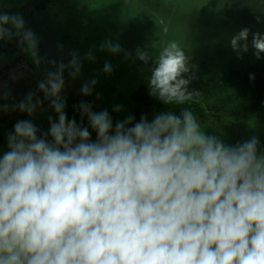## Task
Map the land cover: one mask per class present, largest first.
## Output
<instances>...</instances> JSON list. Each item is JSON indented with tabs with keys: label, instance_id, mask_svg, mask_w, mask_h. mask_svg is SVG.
<instances>
[{
	"label": "clouds",
	"instance_id": "obj_1",
	"mask_svg": "<svg viewBox=\"0 0 264 264\" xmlns=\"http://www.w3.org/2000/svg\"><path fill=\"white\" fill-rule=\"evenodd\" d=\"M156 23L166 36L168 25ZM249 35L242 28L232 37L238 56L249 51ZM14 39L39 66V42L24 18L0 13V42ZM251 48L264 57V33L252 34ZM184 49L169 40L155 54L136 51L145 64L153 60L149 94L165 105L202 95L189 88ZM101 50L122 51L111 41ZM70 55L38 83L43 100L29 92L10 109L0 106L34 117L47 100L56 114L41 135L33 119H22L7 136L9 151L0 155V264H264L259 139L226 144L207 134L188 107L114 123L107 109L93 111L82 101L78 124L65 111L64 74L75 79L83 64ZM102 71L111 74V64ZM97 83L85 82L81 94L92 96Z\"/></svg>",
	"mask_w": 264,
	"mask_h": 264
},
{
	"label": "rangeland",
	"instance_id": "obj_2",
	"mask_svg": "<svg viewBox=\"0 0 264 264\" xmlns=\"http://www.w3.org/2000/svg\"><path fill=\"white\" fill-rule=\"evenodd\" d=\"M88 1L54 0L46 6L45 16L37 15L41 22L36 25L39 27L36 34L45 35L49 52L53 51L51 43H55L62 32L68 38L62 34L59 44H69L72 40L70 45L94 54V61L81 58L85 62L86 73H81L77 78L82 82L84 75H87L88 81H98L95 88L97 98L91 100L93 111L107 109L114 123L128 115H133L136 121L141 116L151 120L163 112L147 108L134 100L140 87L148 82L150 70L154 67L153 60L147 64L138 60L136 51L146 49L155 54L167 41L176 40L185 47L188 65L198 66L207 62L211 69V95L204 104L207 117L196 116L202 128L207 134L218 136L229 145L257 137L261 150H264V106L253 108V102L245 100L239 89L229 86L224 77L225 71H240L253 72L264 78V57L257 59L255 50L251 48L252 34L264 33L262 0H90L98 7L109 2L114 9L110 4L112 9L103 20L74 29L73 20ZM26 3L27 0H0V13L19 15L26 10ZM38 10L39 5L35 8L36 13ZM160 20L169 27L166 36L159 32L156 21ZM242 28L250 29V47L248 52L238 56L231 48L230 41ZM105 41L119 44L122 51L112 54L101 50ZM57 52L63 56L62 50L58 49ZM1 59L5 57L0 55V63ZM105 63L111 64V74L102 71ZM72 93L87 97L79 92ZM115 106H122L123 110L116 112ZM47 114L48 117L53 116L51 112ZM7 151L8 146L0 151V155Z\"/></svg>",
	"mask_w": 264,
	"mask_h": 264
},
{
	"label": "flooded vegetation",
	"instance_id": "obj_3",
	"mask_svg": "<svg viewBox=\"0 0 264 264\" xmlns=\"http://www.w3.org/2000/svg\"><path fill=\"white\" fill-rule=\"evenodd\" d=\"M53 1L54 0H27V5H25L26 10H23L22 13L19 14L24 18L26 22V28L30 29L38 39V51L41 61L39 66L36 65L30 55L21 51L18 46L17 40L14 39L12 41L0 42V55L2 57H5V59H1L0 63V106H8L10 109L12 105L17 104L19 101L23 100L29 92L37 93L43 100V93L38 92V83L41 80L46 79V73L48 71H54L56 66L61 62L67 64L71 59L70 54L72 52H76L79 55L80 59L85 58L86 54H88L85 49L83 50L82 48L73 46L72 44L70 45L72 40H70L69 44H59L62 34L64 35V38H68L65 35L66 33L61 32L58 35L60 37L57 38L56 42L51 43L53 44L52 52H49V45L47 43V40L45 39V35L37 36L36 29H38L39 27L36 25H40L41 22L37 15L40 13L45 16L44 10L46 6H48ZM110 4L111 3L106 2L105 5L98 7L94 1L89 0L87 4H85L86 6H83L86 7L85 10L83 9V7H81L76 19L74 18V29L84 28L92 21L99 22L103 20L104 17L107 16L108 12L111 11V5L114 9V5ZM37 5H39V12L36 13L35 8L37 7ZM13 15L16 14L14 13ZM49 19H51V17H49ZM64 24L65 23L61 25ZM68 34L70 36L72 35L71 33ZM58 49L62 50L63 56L58 55ZM82 64L83 67L81 73H86V71H84L85 62L82 61ZM64 77L66 85L63 91V95L65 96L67 102L65 111L68 115V118L72 119L73 115H71L68 110L71 109L73 111H77L76 106H78L82 101L92 104L91 100H95L97 98L98 91L95 90L94 97L92 95L83 98L82 96L76 95L72 92L81 93V87L85 82L88 81V76L86 75L85 77L84 75V78L81 82V80H77L78 77H76L75 79L69 77L68 72L66 71ZM48 105L49 102L45 100L43 108L39 109L34 117H29L27 113H22L19 111H4L2 110V107H0V151H2L3 149L6 150L7 136L10 132L14 131V125L18 120L33 119V122L40 129L38 135L47 132L49 126V123L47 122V113L51 112L54 117L56 116L54 110L50 109ZM144 106L150 109L152 108L154 110H159L157 107H153L150 105ZM74 117H79L81 119L80 113L79 115H74ZM86 120L87 118L85 117L83 122H85Z\"/></svg>",
	"mask_w": 264,
	"mask_h": 264
},
{
	"label": "trees",
	"instance_id": "obj_4",
	"mask_svg": "<svg viewBox=\"0 0 264 264\" xmlns=\"http://www.w3.org/2000/svg\"><path fill=\"white\" fill-rule=\"evenodd\" d=\"M190 72L184 74L186 78H191L189 85L190 90H197L202 93L198 100L190 104L183 106H171L165 105L157 98L149 94L148 82L140 87L138 92L134 96V100L138 103L157 107L161 111H175L177 115L181 112V107L190 108L196 116L206 118V110L204 104L209 99L210 82L209 75L211 72L210 66L207 62H202L198 66L188 65ZM224 77L227 83L231 87H237L242 93V97L248 102H253V108L257 109L258 106H264V78L252 73H241L240 71L230 72L225 71ZM236 88V89H237ZM71 115H79L78 111L68 110ZM77 123H81L79 117L75 118ZM87 126V120L83 122ZM91 131V129H90ZM93 139H95V133L92 132Z\"/></svg>",
	"mask_w": 264,
	"mask_h": 264
}]
</instances>
